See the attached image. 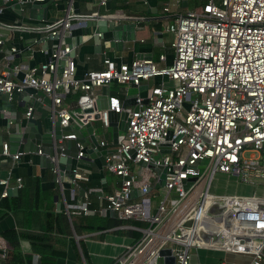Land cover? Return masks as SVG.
<instances>
[{"label": "built area", "instance_id": "1", "mask_svg": "<svg viewBox=\"0 0 264 264\" xmlns=\"http://www.w3.org/2000/svg\"><path fill=\"white\" fill-rule=\"evenodd\" d=\"M108 1L99 0V4L107 5ZM178 1H193L198 11L171 15L168 5L163 8L172 19L166 26V32L173 37L171 65H166L164 55L159 56L158 62L137 59L129 63L104 56L103 70H89L77 78L73 58L58 72L60 58L70 53L68 46L58 44L48 62L39 63L19 79L8 78L0 68V97L5 93L9 100L15 95L23 96L26 120L32 119L41 106L49 112L50 119L58 117L60 127L67 128L78 116L64 109L67 96L81 93L79 98L85 96L86 103L93 105L102 87H139L160 78L161 82L150 87L145 99L136 98V112L133 106L121 109V99L110 97L109 110L131 114L124 138L105 158V170L121 179L120 186L105 198L102 209L92 208L85 195L68 211L84 216H105L115 211L119 219L149 225L142 231L139 243L120 256L116 264H133L138 259L140 264H154L162 248L171 249L173 264H203L191 260L190 248L247 254L248 264H264V0ZM5 2L18 3L23 9L45 0ZM92 17L99 18L68 13L63 19L27 29L45 37L70 31L74 22L84 24ZM16 52L12 47L3 60L8 63ZM168 81L173 82L172 88L165 86ZM39 92L51 101L49 107L44 106ZM106 113H101L102 131L107 129ZM169 134L170 154H162L154 161L160 141ZM67 139H75V135L62 137L57 145ZM108 145L105 138L99 142L100 147ZM79 147L78 157H82L84 147ZM18 158L19 155L12 156L14 161ZM51 162L55 163V158ZM139 162L166 168V196L157 204L155 214L151 213L150 192L157 175ZM216 173L233 176L256 192L251 196L210 194ZM74 178L87 180L76 171ZM189 180L192 181L185 190ZM0 186L1 199L7 196L8 180H0ZM21 187V179H16V188ZM133 190L140 192L139 200L131 197ZM170 194L175 196L173 200ZM213 205L220 210L218 214H209ZM188 221L192 225L186 228ZM200 230L215 239L203 242ZM156 237L159 239L149 252L141 255ZM5 257L6 244L0 237V264Z\"/></svg>", "mask_w": 264, "mask_h": 264}, {"label": "crops", "instance_id": "2", "mask_svg": "<svg viewBox=\"0 0 264 264\" xmlns=\"http://www.w3.org/2000/svg\"><path fill=\"white\" fill-rule=\"evenodd\" d=\"M48 1L50 0H45L44 3ZM52 1V5L47 8V18L60 20L65 18L68 13L81 16H118L120 18L117 19L121 20L117 24L135 25L134 41L123 43L121 51L102 49L100 54H96L93 52V44L89 38L93 32V28H87L85 23L84 25H77L74 22L70 30L71 36L76 39L80 36L83 37L82 43L76 44L73 57L77 78H80L89 70H103L102 59L104 56L112 60L115 59L118 63H129L137 59H151L154 62H158L160 55L165 56L167 53L173 52L171 47L173 37L166 32V26L171 23L172 19L163 12V8L168 5L171 15L189 9V2L184 5V2H179L178 0H109L107 5H100L99 0ZM15 4V2L4 3V0H0V68L10 79H19L26 71L36 67L39 63L48 62L52 50L56 49L59 44L58 41L54 40L45 43L43 39L46 36L39 37L28 30L27 28L41 27L47 22L31 20L27 14L18 15L14 9ZM23 8L27 9L29 5ZM11 25L15 26V28L10 29L9 26ZM12 47L16 48L17 52L6 63L3 60L4 55ZM160 82V78H155L150 82L142 83L139 86L141 88L140 90L131 89V85H112L109 86L110 95L111 97H117L123 100L126 95L135 93L137 97L145 99L148 96L150 87ZM101 92L102 88L97 91L96 95H100ZM80 94H73L64 99V109L73 115L81 114L78 103ZM44 106L49 107L45 104ZM24 112L25 102L23 96L15 95L10 100L0 97V127H8L10 132L23 130L26 133L29 131L27 125H32L39 133H46L51 129L52 120L50 119L49 112L44 107L38 106L33 118L30 120L24 118ZM92 123L98 142L105 138L109 143L107 148L98 147L100 153L115 147L112 143L109 129L101 130L100 132L98 130L101 127L100 122L93 121ZM71 127L73 129L76 127L79 128L81 133L85 137H88V134L83 126L80 125V121L77 118L72 119ZM123 138L124 135L122 138L120 136L119 140ZM106 155L100 154V158H104V163L98 157L95 159L74 161L73 167L76 170V174L87 177L86 181L75 180V178L71 179L66 174L61 177H55L53 170L48 167H41L37 155L22 154L16 161L12 159V156L6 155L0 157V180H8V189H17L16 194L7 195L8 197H16L20 191V189L16 188V179H21L23 184L24 182L29 183L35 178L40 180L39 196H29L23 202L25 209L18 210L15 213L9 212L0 220V235L7 231L19 233L37 230V232H40V225L42 223H40V214L53 211L55 214H63L67 217L71 232L70 237L73 240L71 242V239L69 240L68 237L65 245L58 249V251L64 253V257L56 259L55 264H84L78 245L81 237L91 264H116L120 256L129 252V248L134 247V240L127 234H117L113 233V231L127 229L142 233L143 230L131 226H124L103 232L104 236L102 238H99L101 232L77 237L71 225L70 215L74 214L68 211L70 207L82 202L85 195L88 196L91 206L94 209H102L105 206V198L112 195L120 186L121 179L109 174L105 170ZM85 157L87 158L86 155ZM90 183L93 185L88 187ZM239 188L242 190L247 189L244 185H240ZM1 190L2 187L0 186V192ZM150 194L152 197L151 213L155 214L157 204L165 198L166 194L164 197L161 196L160 189H153ZM140 198L141 194L136 190L133 199L139 200ZM169 198L173 200L170 196ZM99 217H110L109 212L105 216ZM19 248L24 264H39V254L32 250L27 241H20ZM76 254L80 255V262ZM188 254L193 262L203 264H248L250 261V255L247 254H233L201 248H190ZM140 261V259L135 260L133 264H140Z\"/></svg>", "mask_w": 264, "mask_h": 264}, {"label": "water", "instance_id": "3", "mask_svg": "<svg viewBox=\"0 0 264 264\" xmlns=\"http://www.w3.org/2000/svg\"><path fill=\"white\" fill-rule=\"evenodd\" d=\"M53 1L50 0L46 3H35L29 5V8H23L18 3L14 5V9L18 15L27 14L28 18L38 22L52 23L57 21L56 18H47V8L52 5ZM184 5L187 2L183 3ZM23 10V11H22ZM121 19H113L111 17H92L85 23L87 28H93V32L90 35V40L93 44V52L100 54L102 49H114L116 51H121L122 45L125 42H132L135 39V25L134 24H117ZM84 25V24H83ZM82 36L77 39L71 36L70 31H59L55 35H48L43 39V42H48L50 40L58 41L60 45L68 46L70 53L61 57L59 61L58 72L60 73L62 67L65 66L68 59H72L75 54V46L77 43H82ZM166 87L172 88L173 82L168 81L165 83ZM131 89L140 90V87L131 85ZM38 95L43 98V103L47 106L51 105V101L44 95V93L39 92ZM110 89L109 87H102V92L100 95L95 97L94 104H87V97L82 96L79 98L78 103L80 105L81 114L77 116V120L81 122L84 130L88 134L85 137L79 128H61L59 124V118L55 117L52 120L51 129L46 133H39L35 130L32 125H27L29 131L26 133L23 130L17 132H10L8 127H0V157L4 156H15L22 154H32L38 156V161L41 167H48L51 170H57L54 173L55 177H61L64 174L73 179L75 174V168L73 167L74 161L84 160V159H95L99 158L104 163V158H100L101 155H106V153L111 152V150L99 151V142L97 136L94 134L93 121L101 122V113L106 111V121L107 129L111 131V140L113 145H117L121 136V133H125L131 119V114L126 112L117 113L110 108ZM1 98H7L8 94H2ZM137 94L133 93L126 95V97L120 101L119 107L121 109L127 106H133V112L138 110L135 106V100ZM147 100L144 101V104ZM98 129V128H97ZM98 130H102L100 127ZM74 134L75 139H67L63 144L57 145V142L65 136ZM171 139V134H169L165 139L160 141V147L158 154L154 157V161H157L162 154H170L169 141ZM4 144L6 145V151L4 152ZM79 146H83V152L87 156L83 155L78 157L81 152ZM21 150V151H19ZM133 157V153H131ZM51 158H55V163L51 162ZM141 167L147 168L156 173L157 178L153 185L154 190H159L165 186V175L166 168L161 166H156L154 163H144L139 162ZM193 180V179H192ZM189 180L184 189L186 190L191 181ZM151 188V189H152ZM135 190L131 192V197L135 195ZM17 193V189H7V195H14ZM209 214H218L220 210L216 205L209 208ZM111 218H118V214L115 211L109 212ZM192 222L188 221L184 224V227H191ZM199 237L203 242H207L210 239H215L214 236H209L203 230L199 231ZM84 263V261H83ZM174 257L172 255L170 248L159 249L157 257L154 264H173ZM85 264V263H84Z\"/></svg>", "mask_w": 264, "mask_h": 264}, {"label": "trees", "instance_id": "4", "mask_svg": "<svg viewBox=\"0 0 264 264\" xmlns=\"http://www.w3.org/2000/svg\"><path fill=\"white\" fill-rule=\"evenodd\" d=\"M122 98V97H120ZM39 179H32L29 183H22V187L16 197H4L0 199V220L4 218L9 212L15 213L18 210L25 209L23 203L29 196L38 197L40 194ZM93 184H88V187ZM35 205V203H34ZM92 207V206H91ZM27 208V207H26ZM93 208V207H92ZM41 217V231L37 232H15L7 231L0 235L6 244V257L2 260V264H24L22 254L20 251V241H27L32 250L39 254V264H55L56 259L64 257V253L58 249L65 245L67 238L73 242L71 232L69 230V221L63 214H55L53 211H48L40 214ZM71 225L77 237L89 235L92 233H99V238L104 235L103 232L114 228H121L124 226H131L133 228L145 230L149 227L148 224L134 220H122L111 217L101 218L98 215L84 216V215H70ZM117 234H127L133 238V246L143 238L142 233L135 230L121 229L113 231ZM80 254L85 264H91L87 250L85 248L82 237L78 241ZM78 261H81L79 254H76Z\"/></svg>", "mask_w": 264, "mask_h": 264}, {"label": "rangeland", "instance_id": "5", "mask_svg": "<svg viewBox=\"0 0 264 264\" xmlns=\"http://www.w3.org/2000/svg\"><path fill=\"white\" fill-rule=\"evenodd\" d=\"M189 2V9L192 11H198L197 8L194 5L193 1H188ZM166 56V63L167 65H171L173 62V52L167 53ZM110 131V129H109ZM101 132V130H100ZM111 132V131H110ZM124 133H121V138L123 137ZM133 168V167H132ZM240 184L235 177L229 176L226 174H221V173H216L211 181L210 188H209V193L210 194H215V195H229V196H251L253 195L255 189L253 187L245 186L247 189L242 190L240 189ZM163 195H162V194ZM160 194L161 196L164 197L166 194V191L164 188L160 189ZM171 198H175L173 194H170Z\"/></svg>", "mask_w": 264, "mask_h": 264}, {"label": "bare ground", "instance_id": "6", "mask_svg": "<svg viewBox=\"0 0 264 264\" xmlns=\"http://www.w3.org/2000/svg\"><path fill=\"white\" fill-rule=\"evenodd\" d=\"M158 239H159V237H156V238L151 242V244H149V245L147 246V248L144 250V252H143L141 255H145V254H147V252H149V250L151 249V245L154 244ZM150 264H153V263H150Z\"/></svg>", "mask_w": 264, "mask_h": 264}]
</instances>
